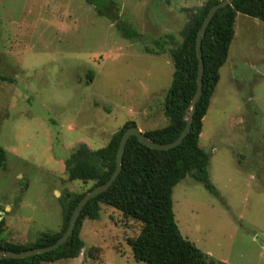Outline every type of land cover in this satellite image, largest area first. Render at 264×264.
<instances>
[{"label": "rangeland", "instance_id": "rangeland-1", "mask_svg": "<svg viewBox=\"0 0 264 264\" xmlns=\"http://www.w3.org/2000/svg\"><path fill=\"white\" fill-rule=\"evenodd\" d=\"M207 1L114 0L118 18L154 49L167 33L180 40ZM234 29L199 140L217 194L187 175L174 186L173 209L182 235L208 259L264 264V22L239 13ZM173 71L168 50L146 51L86 0H0V73L12 78L0 79L4 238L32 242L61 228L58 197L93 184L69 178L66 158L78 144L102 147L130 120L142 131L167 124ZM141 227L102 203L100 218L83 222L81 254L42 264H145L129 244Z\"/></svg>", "mask_w": 264, "mask_h": 264}, {"label": "trees", "instance_id": "trees-1", "mask_svg": "<svg viewBox=\"0 0 264 264\" xmlns=\"http://www.w3.org/2000/svg\"><path fill=\"white\" fill-rule=\"evenodd\" d=\"M220 0H208L196 7L177 40L167 33L152 41L155 49L147 45L145 37L127 20L118 18L119 7L114 0H86L100 15H108L117 29L127 38L145 42L148 52L168 50L174 66L172 82L164 98V114L168 123L144 131L152 140L167 143L175 140L186 125L185 115L197 90L199 61L196 53L197 33L209 8ZM108 4L112 6L108 8ZM238 13L264 21V0H234L220 8L207 26L202 39L204 60L203 91L196 103L191 129L179 145L170 149H156L131 135L123 156L122 170L112 185L91 198L79 216L68 244L56 249L23 258H0V264H42L60 259L78 257L83 248L81 236L85 219L100 218L101 204L120 210L125 216L141 222L135 238L129 240L136 261L145 264H221L207 255L191 240L184 237L175 219L173 209L174 186L187 175L201 182L217 194L208 174L209 154L199 144L203 120L211 98L220 80V68L228 58L235 36L234 24ZM170 43L172 46H168ZM1 80L12 78L2 75ZM136 125L133 120L111 134L108 142L95 149L86 143L78 144L66 158V169L71 180L92 181L88 189L106 182L116 168V157L124 131ZM6 151L0 145V167L6 166ZM87 190V191H88ZM64 190L58 197L62 206V225L56 231H42L32 242L15 243L4 238V219L0 218V248L24 251L55 243L66 231L72 213L87 192Z\"/></svg>", "mask_w": 264, "mask_h": 264}, {"label": "water", "instance_id": "water-1", "mask_svg": "<svg viewBox=\"0 0 264 264\" xmlns=\"http://www.w3.org/2000/svg\"><path fill=\"white\" fill-rule=\"evenodd\" d=\"M233 1L234 0H220L217 3L213 4L209 8L207 15H206L204 21L202 22L200 29L198 30L197 39H196V53H197V57H198V61H199L198 75H197V90H196V93H195L191 103H190V107L186 112V115H185L186 125H185L184 129L182 130L181 134L175 140H173L171 142L159 143V142L152 140L137 125H132V126L128 127L124 131V133L121 137V140H120L119 148L117 151V157H116V168H115L113 174L110 176V178L106 182L99 184V185L95 186L94 188L88 190L82 196V198L80 199V201L76 205V207L72 213L71 219L69 221L68 227H67L66 231L62 234V236L55 243H53L51 245L44 246V247L30 248L28 250H24L21 252L9 250L6 248H0V258L28 257V256H32L34 254L54 250L58 246H60L61 244H68L67 240L73 234L75 224H76L79 216L81 215V212H82L85 204L91 198L99 195L100 193H102L103 191L108 189L112 185V183L116 180V178L118 177L120 171L122 170L123 156L125 153L126 145H127L128 140H129L131 135H136L141 142H143L147 146H150V147L156 148V149L166 150V149L173 148V147L179 145L180 143H182V141L184 140V138L186 137V135L188 134V132L191 129V125H192V121H193V115H194V112L196 109V103H197L198 99L200 98L202 91H203V73H204V60H203V52H202L203 36L205 35L207 26L210 23V21L212 20L214 14L220 8H222L228 4H231Z\"/></svg>", "mask_w": 264, "mask_h": 264}, {"label": "crops", "instance_id": "crops-1", "mask_svg": "<svg viewBox=\"0 0 264 264\" xmlns=\"http://www.w3.org/2000/svg\"><path fill=\"white\" fill-rule=\"evenodd\" d=\"M238 15H239V13L237 14V16H238ZM244 15H245V14H244ZM237 16H236V17H237ZM254 18H255V17H254ZM255 19H258V18H255ZM255 21H258V20H255ZM259 21H261V20L259 19ZM245 22H246V20H245ZM263 22H264V21H263Z\"/></svg>", "mask_w": 264, "mask_h": 264}]
</instances>
